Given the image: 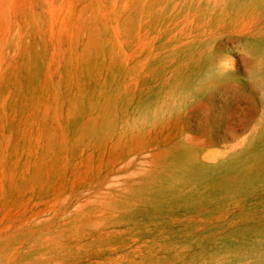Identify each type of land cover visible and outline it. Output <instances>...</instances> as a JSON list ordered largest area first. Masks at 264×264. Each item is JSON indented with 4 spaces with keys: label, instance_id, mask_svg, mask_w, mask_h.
<instances>
[{
    "label": "rangeland",
    "instance_id": "obj_1",
    "mask_svg": "<svg viewBox=\"0 0 264 264\" xmlns=\"http://www.w3.org/2000/svg\"><path fill=\"white\" fill-rule=\"evenodd\" d=\"M262 46L264 0H0V264H259Z\"/></svg>",
    "mask_w": 264,
    "mask_h": 264
},
{
    "label": "bare ground",
    "instance_id": "obj_2",
    "mask_svg": "<svg viewBox=\"0 0 264 264\" xmlns=\"http://www.w3.org/2000/svg\"><path fill=\"white\" fill-rule=\"evenodd\" d=\"M257 1H263V0H257ZM242 34H244L243 32H238V31H235V30H231V31H229V35L227 36V38H225V40H223L222 38V42L220 43V44H223V42L225 41V42H228V43H230V45L233 47V49H236L237 48V39H238V36L239 35H242ZM245 54V53H244ZM243 53L242 54H240L241 55V57H245V55H244ZM247 57H251L250 55H248V56H246V58ZM252 59H253V64H255V65H257L258 66V64L260 63V61H261V58L259 59V58H257V59H255L254 57H252ZM245 60V59H244ZM249 60V58H247V61ZM215 58L214 57H211L210 58V60H209V63H208V65H209V67L210 68H214L215 67V65H216V63H215ZM246 65V64H245ZM142 263V262H141Z\"/></svg>",
    "mask_w": 264,
    "mask_h": 264
},
{
    "label": "snow or ice",
    "instance_id": "obj_3",
    "mask_svg": "<svg viewBox=\"0 0 264 264\" xmlns=\"http://www.w3.org/2000/svg\"><path fill=\"white\" fill-rule=\"evenodd\" d=\"M261 56L264 57V46L261 48ZM202 119H207V110H202ZM259 264H264V255H262V259L260 260Z\"/></svg>",
    "mask_w": 264,
    "mask_h": 264
}]
</instances>
